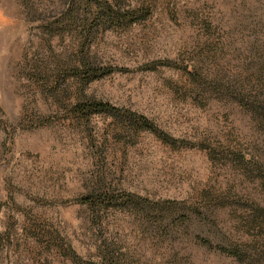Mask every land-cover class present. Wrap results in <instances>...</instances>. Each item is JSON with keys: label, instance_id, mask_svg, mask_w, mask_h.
I'll use <instances>...</instances> for the list:
<instances>
[{"label": "rangeland", "instance_id": "1", "mask_svg": "<svg viewBox=\"0 0 264 264\" xmlns=\"http://www.w3.org/2000/svg\"><path fill=\"white\" fill-rule=\"evenodd\" d=\"M124 4L147 13L98 32L91 55L116 70L85 85L69 65L75 38L50 33L61 0H0V264L89 262L107 235L122 264H237L197 236L264 240L248 222L264 207V114L244 106H264V0ZM80 95L166 137L105 114L80 122ZM103 174L160 202L161 221L142 205L93 216L81 199ZM199 206L213 219L201 228L187 218Z\"/></svg>", "mask_w": 264, "mask_h": 264}, {"label": "trees", "instance_id": "2", "mask_svg": "<svg viewBox=\"0 0 264 264\" xmlns=\"http://www.w3.org/2000/svg\"><path fill=\"white\" fill-rule=\"evenodd\" d=\"M124 3L125 0H61L60 10L56 13L58 16L50 22V33H62L75 38L77 50L70 59L69 65L72 69V76L81 84L88 85L116 70V68L97 64L91 55L93 40L98 32L111 30L124 24L136 23L142 15L147 13L145 8L130 4L127 7ZM258 103L259 100L255 97L247 101L244 106L250 111H258L264 114V106L261 107L260 103L258 107ZM70 106L71 113L80 122L89 121L95 114H105L112 116L118 124L130 130L149 131L158 137H166L164 130L148 116L126 107L116 106L108 101L80 95L73 99ZM103 176L104 174L94 183L90 194L81 199L83 203L88 205L93 216L96 215L100 218V211H105L106 208L110 207L134 209V207L142 205L146 207L145 215L147 217L158 222L161 221V218L158 219L159 211L160 213L163 211L160 202H151L134 192H120L108 180L107 176ZM261 181L264 185V176H262ZM251 207L253 212L251 219L248 220L251 228L255 225L264 228V207ZM193 209V211H189L188 221L197 223L200 228L207 226L209 220L212 219L210 210L202 206ZM153 213L155 214L153 215ZM168 228L170 227H166L164 231ZM197 238H200L199 243L201 245L233 257L237 264H264V240L239 244L229 238H223L219 242L201 234ZM113 239L112 236L107 235L103 240L104 246L99 250L96 258L89 262L80 261L79 263L122 264L117 250L113 247L114 242L108 241H113Z\"/></svg>", "mask_w": 264, "mask_h": 264}]
</instances>
